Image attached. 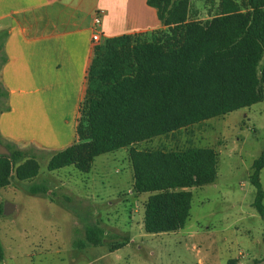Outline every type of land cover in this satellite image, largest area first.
Listing matches in <instances>:
<instances>
[{
	"label": "trees",
	"instance_id": "trees-1",
	"mask_svg": "<svg viewBox=\"0 0 264 264\" xmlns=\"http://www.w3.org/2000/svg\"><path fill=\"white\" fill-rule=\"evenodd\" d=\"M148 4L157 10L163 28L106 39L95 46L76 142L52 154L47 169L74 166L88 174L96 157L128 149L134 191L148 194L144 230L158 235L185 228L193 200L187 189L215 182L218 155L212 148L136 146L264 101V0H220L207 19L192 13L190 0H148ZM0 60L4 63L3 56ZM5 147L10 155H0V190L13 180L39 175L36 156L9 143ZM263 168L264 150L253 162L251 174L256 189L253 207L264 224ZM47 192L31 188L33 194ZM3 208L0 200V217ZM105 235L99 226L87 227L86 241L77 246H103ZM121 247L112 246L110 251ZM4 257L0 239V262Z\"/></svg>",
	"mask_w": 264,
	"mask_h": 264
},
{
	"label": "rangeland",
	"instance_id": "rangeland-1",
	"mask_svg": "<svg viewBox=\"0 0 264 264\" xmlns=\"http://www.w3.org/2000/svg\"><path fill=\"white\" fill-rule=\"evenodd\" d=\"M190 1L197 18L209 17L210 8L220 3ZM4 39L0 35V43ZM0 88L1 113L7 97L1 82ZM136 147L216 151L217 178L213 184L192 189L184 229L158 235L145 232L143 205L148 194L134 191L128 149L96 157L85 174L74 166L50 172L49 156L32 148L28 152L37 157L39 175L13 180L0 190L3 206L14 207L11 214L0 217L5 254L0 264H228L236 257L242 264H264V224L253 207L256 189L251 183L253 162L264 150V101ZM262 179L264 184V171ZM32 187L48 192L33 194ZM90 226L105 231L104 244L80 249L77 244L86 241ZM191 231L196 232L194 238ZM117 245L123 247L111 252Z\"/></svg>",
	"mask_w": 264,
	"mask_h": 264
},
{
	"label": "crops",
	"instance_id": "crops-1",
	"mask_svg": "<svg viewBox=\"0 0 264 264\" xmlns=\"http://www.w3.org/2000/svg\"><path fill=\"white\" fill-rule=\"evenodd\" d=\"M97 11H103L101 41L163 28L148 0H0V82L7 94L2 145L36 148L50 159L76 142ZM228 264L242 263L236 257Z\"/></svg>",
	"mask_w": 264,
	"mask_h": 264
},
{
	"label": "built area",
	"instance_id": "built-area-1",
	"mask_svg": "<svg viewBox=\"0 0 264 264\" xmlns=\"http://www.w3.org/2000/svg\"><path fill=\"white\" fill-rule=\"evenodd\" d=\"M102 15H103V11H97L94 16V22H93L94 34L92 40L95 43V45H98L101 41L100 29L102 24Z\"/></svg>",
	"mask_w": 264,
	"mask_h": 264
},
{
	"label": "water",
	"instance_id": "water-1",
	"mask_svg": "<svg viewBox=\"0 0 264 264\" xmlns=\"http://www.w3.org/2000/svg\"><path fill=\"white\" fill-rule=\"evenodd\" d=\"M0 155H10L9 150L4 146V145H0ZM14 207L10 204H6L4 205L3 208V214L4 215H9L13 212Z\"/></svg>",
	"mask_w": 264,
	"mask_h": 264
}]
</instances>
